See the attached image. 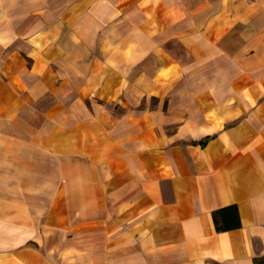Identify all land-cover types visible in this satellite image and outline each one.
<instances>
[{
    "label": "crops",
    "instance_id": "crops-1",
    "mask_svg": "<svg viewBox=\"0 0 264 264\" xmlns=\"http://www.w3.org/2000/svg\"><path fill=\"white\" fill-rule=\"evenodd\" d=\"M17 38L43 67L76 70L82 104L84 89L103 105L86 112L84 104L79 116L77 143L95 167L72 175L64 161L43 219L32 208L40 191L28 195L20 173H0V264H264V0H0V43ZM21 51L2 69L23 67L13 59ZM75 52L78 60L54 59ZM221 57L251 78L247 91L207 109L201 125L181 124L178 135L189 142L171 143L167 112L137 106L161 101L188 70ZM67 74L58 85L74 79ZM1 79L0 115L20 114L33 93ZM70 132L64 121L42 146L65 158L76 141ZM230 204L241 226L217 231L212 213ZM59 229L67 239L60 249L31 245L43 246L41 233Z\"/></svg>",
    "mask_w": 264,
    "mask_h": 264
},
{
    "label": "rangeland",
    "instance_id": "rangeland-1",
    "mask_svg": "<svg viewBox=\"0 0 264 264\" xmlns=\"http://www.w3.org/2000/svg\"><path fill=\"white\" fill-rule=\"evenodd\" d=\"M59 7L62 8L59 5L55 6L56 12H58ZM24 26L23 31L25 30ZM60 38H62V35ZM25 41V38H17L9 45L0 43V79L9 78L15 83L18 90L23 89L24 94L28 93L30 95V93H33V99L21 101L22 110L20 114H14L12 117L0 115V140L8 147L7 149L4 148V143L0 147V173H20L23 178L21 180L22 188L24 192L28 191V195L31 194V189L40 191V195L34 196L32 208L38 212L40 219H43L45 216L44 210L47 206L45 202L47 191L53 187L57 189L61 174L64 172L63 162L66 161L67 163V165L65 164V167L67 166L66 172H71L72 175L78 173L79 169L81 173L84 171L89 174L91 169L95 167V164L90 163L92 161L90 158L84 157L85 149H79V143H77L80 135L78 124L80 122L79 116L85 115L87 111L101 108L100 105L103 102L97 100L96 97L91 98V95L83 89V92L87 95L86 100L83 102L86 105V112L83 113L84 109L82 108L85 105L80 102L77 96L80 80L78 74L75 73L76 70L73 67H60L57 64H55V68L43 67V58L40 55L36 58L35 52L30 48L31 44ZM19 48H22L20 56L18 54L19 57L13 59H22L23 67L19 68L17 63L14 68L6 67L2 69V60ZM181 52L183 51L180 50ZM182 54L186 58V54L184 52ZM79 56V52L61 53L55 55L54 59L66 62L67 60H78ZM38 61L40 64L37 67ZM49 73H53L56 77L48 80ZM66 73H68L69 79H74L68 80L66 85H58L59 78L66 81ZM250 80L251 78L244 70L237 68L228 58L221 57L219 60L200 64L199 67L188 70L168 90L161 101L158 97H150L145 103L141 102L137 108L160 107L165 110L167 116L165 117L164 134L171 143L175 144L183 141L178 135L181 124L188 122L190 125L193 121L195 125H201L203 120L208 118L207 109L212 108L216 103H221L224 98H230L234 93L247 91L244 84ZM12 89H15L14 85L8 86L7 91H12ZM208 96L211 98L210 100L207 99ZM4 104L5 102H0V108L1 105L4 107ZM110 108H112L111 104H104L103 109L109 110ZM64 121L66 122V128L71 130V138H76L75 144L70 149H66L65 158L57 149L53 152L51 149L42 146L52 130L56 131L55 136L61 134L59 132ZM30 126H33V128L38 126V134L31 133ZM34 139H39L37 148L34 146V142L32 145L30 143ZM14 140L15 142H13ZM183 142L188 143L189 141ZM15 156L17 162L14 165ZM99 167L100 171L103 169L105 173V166ZM41 234L44 240L48 241L43 246L33 243L31 245L42 252L60 249L67 240L66 231L62 229L56 230L54 234ZM86 235V239L91 241L98 237L93 229H90ZM68 236H71V240L74 239L72 233ZM57 254L59 253L54 252L52 256L59 261V255Z\"/></svg>",
    "mask_w": 264,
    "mask_h": 264
},
{
    "label": "trees",
    "instance_id": "trees-1",
    "mask_svg": "<svg viewBox=\"0 0 264 264\" xmlns=\"http://www.w3.org/2000/svg\"><path fill=\"white\" fill-rule=\"evenodd\" d=\"M210 137H205L199 144L204 146ZM215 228L217 231H227L241 226L238 208L235 204L220 207L212 213Z\"/></svg>",
    "mask_w": 264,
    "mask_h": 264
}]
</instances>
